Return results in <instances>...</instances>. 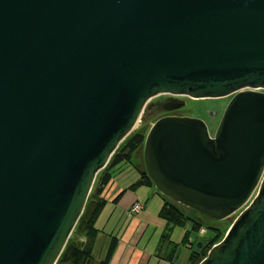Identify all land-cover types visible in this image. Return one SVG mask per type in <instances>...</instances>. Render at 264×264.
I'll return each instance as SVG.
<instances>
[{
  "label": "water",
  "instance_id": "95a60500",
  "mask_svg": "<svg viewBox=\"0 0 264 264\" xmlns=\"http://www.w3.org/2000/svg\"><path fill=\"white\" fill-rule=\"evenodd\" d=\"M141 118L162 199L239 212L199 264H264V0H0V264L57 263Z\"/></svg>",
  "mask_w": 264,
  "mask_h": 264
},
{
  "label": "crops",
  "instance_id": "0c3cea01",
  "mask_svg": "<svg viewBox=\"0 0 264 264\" xmlns=\"http://www.w3.org/2000/svg\"><path fill=\"white\" fill-rule=\"evenodd\" d=\"M138 180L136 169L126 165L105 189L107 203L95 225L98 234L92 245L94 262L104 260L115 241L108 264H169L168 257L175 249L173 263L188 264L190 253L200 241L192 238L195 230L191 223L184 228L173 227L167 237V222L160 217L162 197L154 188L136 186ZM135 203L142 206L136 215L130 213Z\"/></svg>",
  "mask_w": 264,
  "mask_h": 264
},
{
  "label": "trees",
  "instance_id": "16d2710c",
  "mask_svg": "<svg viewBox=\"0 0 264 264\" xmlns=\"http://www.w3.org/2000/svg\"><path fill=\"white\" fill-rule=\"evenodd\" d=\"M146 131L139 130L131 133L117 148L104 170L96 177L92 191L87 199L84 211L78 220L65 248L57 260L56 264H108L113 252L115 241H112L105 259L95 263L92 257L93 241L98 234L96 222L102 210L106 205L104 196L105 189L112 183L113 178L120 173L126 165H131L139 174V180L136 184L153 188L150 179L144 172L142 159V146ZM140 154L139 162L132 159L136 154ZM116 201V198L113 202ZM163 207L160 211V217L167 222L166 236L171 232L173 227L184 228L186 224L191 223V229L199 232L204 228L203 222L197 214L170 199L163 197ZM192 221V222H191ZM205 229V228H204ZM212 231L210 238L200 239L196 242V248L190 253L188 264H199L206 256L208 250L222 239L220 229L208 227ZM164 236V238L166 237ZM176 250V249H175ZM175 250L168 257L169 264H174Z\"/></svg>",
  "mask_w": 264,
  "mask_h": 264
},
{
  "label": "rangeland",
  "instance_id": "374dc122",
  "mask_svg": "<svg viewBox=\"0 0 264 264\" xmlns=\"http://www.w3.org/2000/svg\"><path fill=\"white\" fill-rule=\"evenodd\" d=\"M229 100H230V97L217 99V100L208 99V100H198V101L187 99L186 106L184 107L182 111L179 112V114L183 116L192 115L197 119H203L205 121H209L210 120L209 114L212 112H216L217 114L212 123V126L209 127V132L211 135H213ZM154 121L155 120L148 121L144 118H141L133 132L143 130V131H146L147 133L150 125L154 123ZM139 156H140L139 153L136 154L134 158L132 159V162L134 163L135 159H137V161L139 162ZM190 214L192 216L196 215L200 218V220L203 222L205 231L207 232L205 235L204 234L200 235L195 232L192 234V238L198 237L199 240L200 239L204 240V238H210L212 236V231L209 230L208 227H214V228L220 229V232L222 233V238H223V236L226 234V232L230 228V225L235 220L239 212L231 216L229 219L219 221V222L206 218L204 216L198 215V214H194L192 212Z\"/></svg>",
  "mask_w": 264,
  "mask_h": 264
},
{
  "label": "flooded vegetation",
  "instance_id": "af4514ba",
  "mask_svg": "<svg viewBox=\"0 0 264 264\" xmlns=\"http://www.w3.org/2000/svg\"><path fill=\"white\" fill-rule=\"evenodd\" d=\"M166 98H169V96H165V95H163V96L157 97L156 99H154V100H152V101H153V102H154V101H158V100L162 101V100H164V99H166ZM184 100H185L186 103H187V99H184ZM183 109H184V108H183ZM183 109H180V110L174 111V112L169 113V114H165V115H163V117H164V116L194 117V116H192V115H186V116H183V115L179 114V112L182 111ZM160 117H162V116H160ZM160 117H159V118H160ZM194 118H195V117H194ZM202 120H203V119H202ZM204 121H205V120H204Z\"/></svg>",
  "mask_w": 264,
  "mask_h": 264
},
{
  "label": "built area",
  "instance_id": "2783aa9c",
  "mask_svg": "<svg viewBox=\"0 0 264 264\" xmlns=\"http://www.w3.org/2000/svg\"><path fill=\"white\" fill-rule=\"evenodd\" d=\"M142 210V206L138 203H135L131 209H130V213L131 214H138L140 213V211ZM201 234H204L205 233V230L202 228L200 231H199Z\"/></svg>",
  "mask_w": 264,
  "mask_h": 264
},
{
  "label": "clouds",
  "instance_id": "9594fccd",
  "mask_svg": "<svg viewBox=\"0 0 264 264\" xmlns=\"http://www.w3.org/2000/svg\"><path fill=\"white\" fill-rule=\"evenodd\" d=\"M203 229H204V228H203ZM204 230H205V229H204ZM205 233H207V232L205 231ZM205 233H204V234H205ZM201 235H202V234H201ZM223 237H224V236H223ZM204 239H205V238H204ZM222 239H223V238H222ZM222 239H221V240H222ZM221 240H220V241H221ZM220 241H219V242H220ZM216 244H217V243H216ZM216 244H215V245H216ZM208 251H209V250H208Z\"/></svg>",
  "mask_w": 264,
  "mask_h": 264
}]
</instances>
